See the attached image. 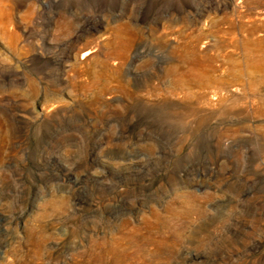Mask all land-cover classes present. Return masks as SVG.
Segmentation results:
<instances>
[{
    "label": "rangeland",
    "instance_id": "obj_1",
    "mask_svg": "<svg viewBox=\"0 0 264 264\" xmlns=\"http://www.w3.org/2000/svg\"><path fill=\"white\" fill-rule=\"evenodd\" d=\"M121 235L264 264V0H0V264Z\"/></svg>",
    "mask_w": 264,
    "mask_h": 264
},
{
    "label": "bare ground",
    "instance_id": "obj_2",
    "mask_svg": "<svg viewBox=\"0 0 264 264\" xmlns=\"http://www.w3.org/2000/svg\"><path fill=\"white\" fill-rule=\"evenodd\" d=\"M122 236L123 235H121V237L119 239L115 238L116 240L115 239L113 240L114 243H113V245L110 244L112 246H109L110 247L109 251L111 253H114L115 256L119 255V256H122V257L127 258V259L129 258L131 261H133V260H135V261L136 260H141V262L143 264H148V263L144 262V260H142V259H144L145 255L147 256V251L145 253L146 249L144 250L142 245H145V244H147V245L148 244L156 245V244H154L155 242L154 241L152 242L151 240H145V241L142 242L143 244L139 245L137 243V240H135L133 237H131V236L125 237L126 235L123 236V237ZM153 254L155 255V253H152L150 255L153 256ZM156 254H157V252H156ZM117 258H118V256H117Z\"/></svg>",
    "mask_w": 264,
    "mask_h": 264
}]
</instances>
